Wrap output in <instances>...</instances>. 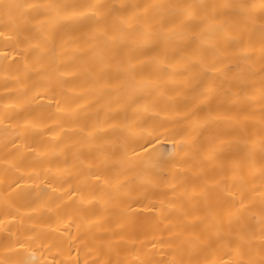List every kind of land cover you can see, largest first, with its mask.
Returning a JSON list of instances; mask_svg holds the SVG:
<instances>
[{
	"label": "bare ground",
	"instance_id": "bare-ground-1",
	"mask_svg": "<svg viewBox=\"0 0 264 264\" xmlns=\"http://www.w3.org/2000/svg\"><path fill=\"white\" fill-rule=\"evenodd\" d=\"M0 264H264V0H0Z\"/></svg>",
	"mask_w": 264,
	"mask_h": 264
},
{
	"label": "snow or ice",
	"instance_id": "snow-or-ice-1",
	"mask_svg": "<svg viewBox=\"0 0 264 264\" xmlns=\"http://www.w3.org/2000/svg\"><path fill=\"white\" fill-rule=\"evenodd\" d=\"M143 147V146H142Z\"/></svg>",
	"mask_w": 264,
	"mask_h": 264
}]
</instances>
